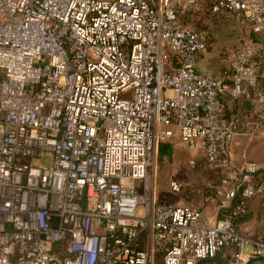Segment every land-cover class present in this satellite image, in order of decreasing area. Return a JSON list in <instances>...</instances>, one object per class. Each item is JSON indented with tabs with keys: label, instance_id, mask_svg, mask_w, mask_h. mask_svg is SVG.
Listing matches in <instances>:
<instances>
[{
	"label": "built area",
	"instance_id": "2783aa9c",
	"mask_svg": "<svg viewBox=\"0 0 264 264\" xmlns=\"http://www.w3.org/2000/svg\"><path fill=\"white\" fill-rule=\"evenodd\" d=\"M207 1L250 29L223 78L197 70L208 41L180 21L196 0H0V264L264 256V241L244 256L237 230L264 175L231 164L223 113L245 100L264 133V0ZM174 137L218 173L216 215L157 199L148 168Z\"/></svg>",
	"mask_w": 264,
	"mask_h": 264
},
{
	"label": "rangeland",
	"instance_id": "374dc122",
	"mask_svg": "<svg viewBox=\"0 0 264 264\" xmlns=\"http://www.w3.org/2000/svg\"><path fill=\"white\" fill-rule=\"evenodd\" d=\"M180 21L208 41L209 47L204 54L214 57L217 62L218 51L223 58L231 59L233 56L235 59L237 47L250 35V29L242 15L213 13L207 0H196L192 8L180 15ZM167 141L172 144L171 156L160 157L157 150L156 160L148 168V177L154 181L157 199L171 204H192L201 209L212 198L218 199L213 193L220 179L218 173L204 161L203 151L185 148L176 137ZM51 163V155H45L37 164L50 166ZM169 179H176L182 184L180 193L172 194L168 191ZM159 261L160 256L157 255L155 264H159Z\"/></svg>",
	"mask_w": 264,
	"mask_h": 264
},
{
	"label": "crops",
	"instance_id": "0c3cea01",
	"mask_svg": "<svg viewBox=\"0 0 264 264\" xmlns=\"http://www.w3.org/2000/svg\"><path fill=\"white\" fill-rule=\"evenodd\" d=\"M233 61V56L231 59H226L220 56L218 51V62L209 54H203L197 59L196 67L203 74L223 78L229 73ZM250 111L245 100L226 102L224 115L228 119L238 120L237 132L230 145V161L234 167H239L246 161H254L260 167V175H264V133L255 126L253 120L249 119ZM246 121H249L248 126L244 125ZM219 204V198H212L202 208L204 214L216 215ZM237 230L247 240L243 246V255L249 257L253 242L264 241V194L250 200L247 213L237 223ZM233 255L234 248L228 246L217 257L203 259L197 264H231Z\"/></svg>",
	"mask_w": 264,
	"mask_h": 264
},
{
	"label": "trees",
	"instance_id": "16d2710c",
	"mask_svg": "<svg viewBox=\"0 0 264 264\" xmlns=\"http://www.w3.org/2000/svg\"><path fill=\"white\" fill-rule=\"evenodd\" d=\"M158 152H159L160 157L162 156L170 157L172 154V144L168 141L160 142L158 144ZM213 195L215 196L214 193ZM247 264H264V256H260V257L258 256V257L252 258L248 261Z\"/></svg>",
	"mask_w": 264,
	"mask_h": 264
},
{
	"label": "water",
	"instance_id": "95a60500",
	"mask_svg": "<svg viewBox=\"0 0 264 264\" xmlns=\"http://www.w3.org/2000/svg\"><path fill=\"white\" fill-rule=\"evenodd\" d=\"M208 259H212V258H208Z\"/></svg>",
	"mask_w": 264,
	"mask_h": 264
}]
</instances>
